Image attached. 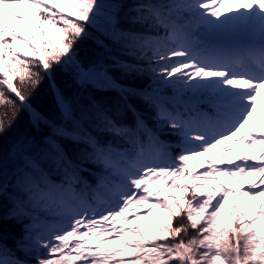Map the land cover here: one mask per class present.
I'll list each match as a JSON object with an SVG mask.
<instances>
[{
	"label": "snow or ice",
	"instance_id": "snow-or-ice-1",
	"mask_svg": "<svg viewBox=\"0 0 264 264\" xmlns=\"http://www.w3.org/2000/svg\"><path fill=\"white\" fill-rule=\"evenodd\" d=\"M260 112L264 0H0V264H264Z\"/></svg>",
	"mask_w": 264,
	"mask_h": 264
},
{
	"label": "trees",
	"instance_id": "trees-1",
	"mask_svg": "<svg viewBox=\"0 0 264 264\" xmlns=\"http://www.w3.org/2000/svg\"><path fill=\"white\" fill-rule=\"evenodd\" d=\"M98 51L94 42L89 39L84 41L79 48V55L83 61H88L94 57V54ZM118 49H113V52H117ZM116 77L119 82L130 86H139L143 84L147 87L151 84V80L147 76L143 77H124L119 73H116ZM56 81L58 87H60L66 94L76 96L77 91L79 90L80 95H87L89 97L95 95L97 99L102 101H108L115 97V92H107L97 90L95 88H80V86L74 83L73 76L71 71L68 68L61 69L56 74ZM147 81V83H145ZM39 112L42 117L47 120L49 117L56 118L55 114V104L54 97L50 92L47 85H45L36 97L31 101V106L29 108H25L21 111V114L17 120V124L15 126V130L20 133H30L34 132L37 141H39L43 129H33L32 128V117L33 112ZM7 143H5V148H7ZM19 231V229H17ZM106 246V245H105Z\"/></svg>",
	"mask_w": 264,
	"mask_h": 264
},
{
	"label": "rangeland",
	"instance_id": "rangeland-1",
	"mask_svg": "<svg viewBox=\"0 0 264 264\" xmlns=\"http://www.w3.org/2000/svg\"><path fill=\"white\" fill-rule=\"evenodd\" d=\"M21 7L23 8L24 6L21 5ZM259 114H260V115H264V112H260ZM256 123L259 124L260 128H264V124H260L259 120H257ZM247 127L250 128V130H251L253 133L259 134V129H258V128L252 127V125H248ZM237 151H238V152H243V153L246 154V155H250V154H251V153L249 152V150L244 149L243 147H239V146L237 147ZM228 155H232V154H228ZM203 159H204L203 157L199 158V160H203ZM197 162H198V161H197ZM221 179H222L223 183H225L226 185L230 186V187L233 188V189H236V188H242V187H243V188H246V187L248 186L247 181H245V184L242 185V184H240V183H237L236 181H230V180H228L227 178H221ZM197 182H198V183H204V181H197ZM213 183H215V182H213ZM228 199H229V201L231 202V201L236 200L237 197H236V196H229ZM262 200H264V198H262ZM257 203H259V202H257ZM136 211L139 213V212H143V211H145V210H144V209H137ZM131 215H132V214L129 213V217H130V218H131ZM153 219H155V217H141V218H139V219H136V220L132 221V223L125 224L124 227H125V228H130V227H133V226L139 225V226H141L142 228H144L145 230H147L146 226L149 225ZM118 226H119V225H118ZM130 238H134V237H130ZM92 239L95 240L96 238L93 237ZM104 247H116V245H106V246H104ZM121 258H123V259H125V260L130 259V257H128L126 254H121L120 257H117V259H121Z\"/></svg>",
	"mask_w": 264,
	"mask_h": 264
}]
</instances>
